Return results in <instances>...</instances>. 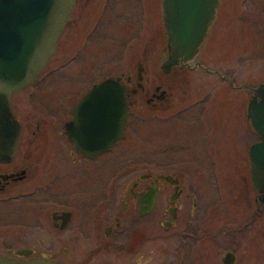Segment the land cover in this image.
Here are the masks:
<instances>
[{
  "label": "flooded vegetation",
  "instance_id": "obj_1",
  "mask_svg": "<svg viewBox=\"0 0 264 264\" xmlns=\"http://www.w3.org/2000/svg\"><path fill=\"white\" fill-rule=\"evenodd\" d=\"M78 60L82 69L66 75L78 78L75 98L47 80ZM169 61L165 0H75L56 54L10 96L12 120L0 123L4 255L28 251L22 259L60 264L261 262L264 171L260 164L254 187L250 149L264 146V0H218L195 56ZM108 79L122 90L126 122L120 139L88 155L72 136L73 113ZM95 109L99 119L108 110ZM92 125L102 131V122Z\"/></svg>",
  "mask_w": 264,
  "mask_h": 264
},
{
  "label": "water",
  "instance_id": "obj_2",
  "mask_svg": "<svg viewBox=\"0 0 264 264\" xmlns=\"http://www.w3.org/2000/svg\"><path fill=\"white\" fill-rule=\"evenodd\" d=\"M74 3L75 0H0V123L12 120L10 96L32 85L56 54ZM217 6L218 0H165L168 66L176 64L178 59L189 61L195 56L215 19ZM100 106L108 108L101 119L95 109ZM90 107L94 108L93 119L85 117ZM73 115L76 126L72 136L77 148L88 155L104 152L122 137L126 122L121 88L111 79L104 80L88 92ZM94 121L102 122L101 132L93 125L86 127V123ZM252 123L256 127L254 120ZM9 144L13 145V141ZM260 149L257 144L250 149L254 187L260 178V164L264 171V146ZM29 254L28 251H18V257L0 254V264H60L40 258L22 259Z\"/></svg>",
  "mask_w": 264,
  "mask_h": 264
},
{
  "label": "rangeland",
  "instance_id": "obj_3",
  "mask_svg": "<svg viewBox=\"0 0 264 264\" xmlns=\"http://www.w3.org/2000/svg\"><path fill=\"white\" fill-rule=\"evenodd\" d=\"M236 1H238V0H234V5H236ZM229 11H230V14H231V18H232V21H231V24H235V25H233L234 26V28H233V31H235V34H234V32H232L231 30H226L225 32H226V34H225V37L226 38H228L229 39V41H230V43H229V49L231 50V51H233V49L234 48H236V45H237V41H236V44L234 43V40L235 39H238V29H237V23H238V14H237V11H235L234 10V8H233V5L231 4V8L229 9ZM228 31V32H227ZM232 56H234V55H232ZM64 58V51H63V49H61V51H60V53H59V55H58V57L55 59V63L54 64H56V63H59L62 59ZM108 60L109 62H110V58H103V60ZM233 60H234V58H232L231 59V61H230V63L231 64H233L232 62H233ZM80 60H78L77 62L78 63H75V64H73V65H71L68 69H64V70H62L60 73H58V74H56V75H53V77L52 78H50V79H48L47 81H51V82H59L61 85L58 87V88H61L62 89V87H65L68 91H70L71 92V97H75L76 95H77V93H79V89L81 88V87H77L76 85H73V83H71V82H73V81H77V79L78 78H75L74 80H69V78L66 76L67 74H70V73H74V74H72L71 76H74L75 74H76V71H79V70H81L82 69V67L85 65V64H83L81 61L79 62ZM92 65H97V63L95 62V61H92V63H91ZM106 63H104L103 65H102V67L104 68V69H106ZM120 65H121V60L119 61V59H118V67H120ZM119 70V69H118ZM118 70H114V71H112V73L111 72H109V74L111 73V74H116V71H118ZM250 80V78L248 79V81ZM79 81V80H78ZM69 82H70V85H69ZM50 88H53L52 86L50 87ZM45 89H46V87H45ZM44 91H47V92H51V91H53V89H48V90H44ZM81 91V90H80ZM58 92V91H57ZM61 93V92H60ZM77 97V96H76ZM75 97V98H76ZM143 145H144V140H143V136L142 135H139V137L137 138V141H136V144H135V147H136V149H138L139 151H141V152H143ZM142 154H134V157L137 159L138 158V160H142ZM133 159L132 158H130L128 161L129 162H131ZM261 256H262V258H261V262L259 261L258 262V264H264V245H263V247H262V249H261ZM5 253V250H3V249H0V254H4Z\"/></svg>",
  "mask_w": 264,
  "mask_h": 264
}]
</instances>
